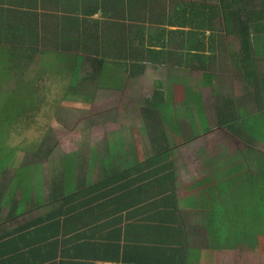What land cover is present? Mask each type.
<instances>
[{
	"label": "crops",
	"instance_id": "0c3cea01",
	"mask_svg": "<svg viewBox=\"0 0 264 264\" xmlns=\"http://www.w3.org/2000/svg\"><path fill=\"white\" fill-rule=\"evenodd\" d=\"M103 2L0 0V69L8 70V73L12 70L21 73L32 71L36 79H40L43 78L40 73L54 72L44 62L48 57H54L62 72L75 71L79 62L82 65L79 70L83 71L86 66L91 70L87 57L95 55L90 51L93 43L87 41L101 42L111 35L116 37L119 32L115 31L114 24L121 22L111 18L113 11L101 12ZM239 2L250 12V19L246 16L242 20L257 27L255 39L260 41L259 56L253 55L256 63L241 62L237 59L241 54L237 43L241 34H217L214 38L225 42L223 48L214 50L212 66L207 65L204 69L199 65L197 68L202 71L203 88L216 96L214 114H210L212 121L202 101L199 106H193L191 112L183 101L175 103L178 135L188 139L198 133L196 139H188L178 145L168 161L175 167L176 207H165L156 202L157 195L149 198L156 202L157 207H144L136 213L128 209L122 212L123 215L119 212L118 218H111L112 222L106 225L102 223L104 218L96 223H81L72 226L68 234L56 236L55 240L49 234L39 235L42 226L33 225L28 231H38L33 235L24 232L23 235L35 241L30 252L38 256L21 258L22 263L264 264V192L259 193L263 187H258L257 193L248 189L264 167V143L258 138L246 143L244 140L251 132L246 121L243 122L248 120L260 124L264 119V28L259 26L264 25V0ZM232 3L234 8L241 7ZM112 25L113 29L109 30ZM188 66L177 64L176 68L185 72ZM148 70L152 71L147 67ZM204 73L207 76L213 73L214 77L212 80L204 79ZM215 80L223 81L216 93L213 89ZM102 87L108 88L105 83ZM186 88L201 95L197 86L192 84L176 81L171 87L179 98ZM184 108L185 111L180 113ZM218 113L222 116L224 128L217 126ZM204 124L211 130L206 135H203ZM220 137H227L232 143L219 148L203 143L206 138L208 142L211 138ZM220 144L214 143L215 146ZM150 148L152 153L149 157L154 152L151 144ZM175 152L178 161L174 165ZM165 164L167 161L159 167ZM131 166L129 163L128 168ZM251 195L253 199L248 198ZM174 198L170 201L174 202ZM250 201L256 203H248ZM41 208L43 210H38L37 217L48 210ZM30 214L17 220L21 221ZM14 226L7 224L1 228ZM49 245L57 246L56 258L49 255Z\"/></svg>",
	"mask_w": 264,
	"mask_h": 264
},
{
	"label": "trees",
	"instance_id": "16d2710c",
	"mask_svg": "<svg viewBox=\"0 0 264 264\" xmlns=\"http://www.w3.org/2000/svg\"><path fill=\"white\" fill-rule=\"evenodd\" d=\"M232 1L241 7L234 8ZM232 1L216 0L213 3L211 0H104L103 7H100L101 12H114L111 18L121 21L114 24L115 31L119 33L116 37L112 38L111 35L101 42L87 41L93 43L90 51L95 55L87 57L91 70L87 66L83 71L79 70L82 65L77 63V69L69 71V85L73 83L69 88H76L80 85V80L87 79L85 76L81 77V73L88 71L91 73L89 79H99L98 75H101L98 84L110 82L112 87L118 89L122 88V85L114 81L119 77L125 80V85H129L132 79L146 76L147 67L155 71L170 60H173V63L176 60L175 65L183 66L197 61L200 68L205 69L207 65L212 66L215 59L212 55L218 45L224 46L220 40L214 38L223 33H240L237 43L241 54L237 59H241L243 63H256L253 55L259 56L260 46V41L255 39L257 27L242 20V17L246 16L250 19V12L244 4L239 0ZM259 26L264 28L263 24ZM111 28L113 29V25L109 30ZM193 35L199 37L194 39ZM186 36L191 37V40ZM206 52L209 54L206 55ZM27 58L31 59L30 56ZM108 75L113 78V82L105 81ZM213 77V73L210 76L204 73V79L212 80ZM153 90V94L143 101L145 119L155 122L148 135L154 151L150 157L136 156V161L130 168L119 170L113 164V157L124 155V145L120 146V151H116L115 147L114 150L111 149V158L104 164L103 179L94 182L92 168L84 179L79 178L78 159L73 154L67 155L63 159L62 172L52 183L46 199L40 191L37 200H34L30 189L26 190L18 184L13 186L14 181L11 183V179L8 184H0V210L3 208L7 211L4 220L0 217V229H3L1 225L16 221L34 209H48L41 217L10 229L0 230V264H25L21 262V258L38 256L37 253L30 252V246L35 241L32 242V238L23 235L24 232H27V235L35 234L38 230L28 231L33 225L42 226L38 231L39 235L49 234L55 240L56 236L68 234L72 226L81 223H96L98 219L104 218L102 223L109 224L112 222L111 218H118L119 212L123 215L122 212L128 209L136 213L144 207H157L156 202H161L165 207H176L174 166L168 161L178 145L188 139H196L198 133L195 132V137L192 135L193 138L191 136L188 139L178 135L175 103L183 101L191 112L193 106L200 105L201 95L186 88L183 96L179 98L174 89L167 93L160 85ZM217 116L218 128H224L222 116L220 113ZM174 122L177 126L170 133L166 127L161 130V125L172 127ZM243 122L247 124L248 120ZM204 127L203 135L211 132L206 124ZM254 138L252 134H247L244 141L251 143ZM166 161L167 164L159 167ZM4 191L8 194H3ZM157 195L156 202L149 199L156 198ZM160 196L163 197L159 199ZM171 198H174V202L170 201ZM46 247L45 243L44 248ZM57 250V246L49 245V255H55L54 258L57 257ZM49 255L47 257H51Z\"/></svg>",
	"mask_w": 264,
	"mask_h": 264
},
{
	"label": "rangeland",
	"instance_id": "374dc122",
	"mask_svg": "<svg viewBox=\"0 0 264 264\" xmlns=\"http://www.w3.org/2000/svg\"><path fill=\"white\" fill-rule=\"evenodd\" d=\"M186 37L191 40V37ZM193 37L195 39V35ZM221 43L225 44L224 41ZM175 50L179 51L178 48ZM172 61H167L155 71H146V76L132 79L125 88V80L119 77L114 83L121 84V89L125 90L111 88L110 82L105 83L108 88L104 89L102 83L98 84L102 76L98 75L99 79H89V71L81 73V77L85 76L87 79L80 80L78 87L69 88L73 86V83L69 85V72H62L54 57H48L44 61L47 62L45 66L54 72L40 73L43 76L40 79H36L32 71L21 73L12 70L8 73V70L0 69V184H8L11 179V183L14 181L13 186L18 184L26 190L30 189L34 200H37L40 191L46 199L52 183L62 172L63 159L67 155L73 154L78 159L79 178L84 179L92 168L94 182L103 179L104 164L111 158V149L114 150L115 147L116 151H120V146L124 145V155L113 157V164L119 170L127 169L129 163H135L136 156L149 157L152 151L148 135L155 122L145 119L143 101L153 94L157 85L165 88L167 93H170L169 90L176 81L197 86L204 109L212 121L216 96L203 88L202 71L197 69L199 63L192 62L183 72L176 68V60L175 63ZM106 79L105 81L113 82L109 75ZM214 82L213 89L216 93L223 81ZM183 110L185 108L180 113ZM176 126L175 122L172 127L164 124V127L161 125V130L166 127L170 133ZM247 126L252 136L264 143V136L259 138L264 135V119L260 124L248 121ZM203 143L219 148L232 141L227 137H220L211 138L208 142L206 138ZM214 143L221 144L215 146ZM173 157L175 165L178 161L176 152ZM258 187H263L259 192L263 193L264 167L259 170L248 189L257 193ZM3 194L8 193L4 191ZM248 198L253 199V195ZM39 209L42 208L32 210L28 217L21 221L14 220L8 226L39 216ZM6 214L7 211L2 208V220ZM262 230L264 234V229Z\"/></svg>",
	"mask_w": 264,
	"mask_h": 264
}]
</instances>
